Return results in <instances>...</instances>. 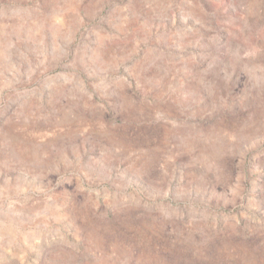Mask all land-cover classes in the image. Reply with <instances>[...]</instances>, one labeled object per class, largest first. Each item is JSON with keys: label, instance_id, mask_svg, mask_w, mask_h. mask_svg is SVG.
<instances>
[{"label": "rangeland", "instance_id": "obj_1", "mask_svg": "<svg viewBox=\"0 0 264 264\" xmlns=\"http://www.w3.org/2000/svg\"><path fill=\"white\" fill-rule=\"evenodd\" d=\"M0 264H264V0H0Z\"/></svg>", "mask_w": 264, "mask_h": 264}]
</instances>
